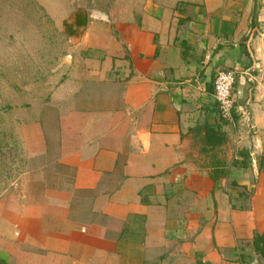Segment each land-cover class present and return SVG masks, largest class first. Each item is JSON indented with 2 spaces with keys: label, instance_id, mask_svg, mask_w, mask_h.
<instances>
[{
  "label": "crops",
  "instance_id": "0c3cea01",
  "mask_svg": "<svg viewBox=\"0 0 264 264\" xmlns=\"http://www.w3.org/2000/svg\"><path fill=\"white\" fill-rule=\"evenodd\" d=\"M108 16L5 146L0 264H257L264 0H138ZM219 69L235 74V129L218 116Z\"/></svg>",
  "mask_w": 264,
  "mask_h": 264
},
{
  "label": "rangeland",
  "instance_id": "374dc122",
  "mask_svg": "<svg viewBox=\"0 0 264 264\" xmlns=\"http://www.w3.org/2000/svg\"><path fill=\"white\" fill-rule=\"evenodd\" d=\"M135 1L0 0V166L10 161L5 146H18L13 128L29 119L28 115L43 116L50 106L53 89L66 78L71 64L67 55L81 51L86 25H107L113 7ZM77 16L81 24L76 23ZM222 118L230 122L225 128H236L234 120ZM228 189L243 191L237 186ZM245 190L243 204L250 194ZM257 262L261 264L258 257Z\"/></svg>",
  "mask_w": 264,
  "mask_h": 264
},
{
  "label": "built area",
  "instance_id": "2783aa9c",
  "mask_svg": "<svg viewBox=\"0 0 264 264\" xmlns=\"http://www.w3.org/2000/svg\"><path fill=\"white\" fill-rule=\"evenodd\" d=\"M234 81V72L226 69L217 70L213 78V96L224 118H231L236 109L233 97Z\"/></svg>",
  "mask_w": 264,
  "mask_h": 264
},
{
  "label": "trees",
  "instance_id": "16d2710c",
  "mask_svg": "<svg viewBox=\"0 0 264 264\" xmlns=\"http://www.w3.org/2000/svg\"><path fill=\"white\" fill-rule=\"evenodd\" d=\"M79 18L77 16L75 21H76V23L81 24L82 20L79 19ZM226 70H229V69H226ZM219 114L220 113H218L219 118H222V116L219 115ZM222 120L225 123L228 122V121H225L223 118H222ZM203 127L207 131V134H206V137H205V142L208 145L215 146V145L220 144L223 141V138L221 136V132L219 131L220 125L213 124V125H205ZM245 155L248 157V154H245ZM232 165L233 166H240V165L245 166L246 165V162L243 161V162L238 163L235 160H233L232 161ZM219 172H220L219 170L213 169V171H212V177H213V179L216 178V176H217V174H219ZM252 243H253V248H254V252H255L256 256L258 257V259L261 260V264H264V231L262 233H256V234H254L253 239H252Z\"/></svg>",
  "mask_w": 264,
  "mask_h": 264
}]
</instances>
